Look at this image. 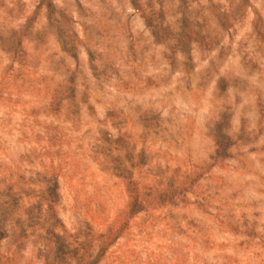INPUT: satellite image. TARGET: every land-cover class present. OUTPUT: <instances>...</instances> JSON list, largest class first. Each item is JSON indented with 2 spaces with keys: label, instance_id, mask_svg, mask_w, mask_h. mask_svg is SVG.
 Returning a JSON list of instances; mask_svg holds the SVG:
<instances>
[{
  "label": "rangeland",
  "instance_id": "obj_1",
  "mask_svg": "<svg viewBox=\"0 0 264 264\" xmlns=\"http://www.w3.org/2000/svg\"><path fill=\"white\" fill-rule=\"evenodd\" d=\"M0 264H264V0H0Z\"/></svg>",
  "mask_w": 264,
  "mask_h": 264
}]
</instances>
